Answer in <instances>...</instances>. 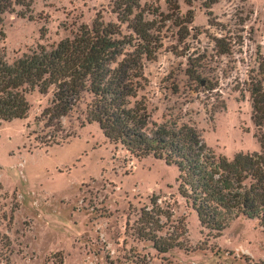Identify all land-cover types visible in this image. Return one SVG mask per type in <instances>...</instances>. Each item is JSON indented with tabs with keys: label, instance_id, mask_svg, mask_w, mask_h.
I'll return each mask as SVG.
<instances>
[{
	"label": "rangeland",
	"instance_id": "obj_1",
	"mask_svg": "<svg viewBox=\"0 0 264 264\" xmlns=\"http://www.w3.org/2000/svg\"><path fill=\"white\" fill-rule=\"evenodd\" d=\"M112 1L34 0L26 18L4 14L5 61L71 38L96 14L116 22ZM177 1L176 15L192 21L185 39L166 0H140L144 20L161 34V48L144 61L140 93L152 120L194 127L229 159L259 152L248 88L255 79L264 89V0ZM218 34L230 39L227 57L215 52ZM51 98L29 94L27 118L0 123V264H264L257 220L239 216L220 234L201 228L178 193L175 168L115 149L85 123L84 102L46 128L40 114ZM151 199L164 215L154 235L179 244L167 253L138 234Z\"/></svg>",
	"mask_w": 264,
	"mask_h": 264
},
{
	"label": "trees",
	"instance_id": "obj_2",
	"mask_svg": "<svg viewBox=\"0 0 264 264\" xmlns=\"http://www.w3.org/2000/svg\"><path fill=\"white\" fill-rule=\"evenodd\" d=\"M33 1L0 0V27L6 13L26 18ZM166 3L179 32L186 30L185 39L186 25L192 21L185 22L176 15L177 0ZM111 4L116 22H105L101 14H96L90 26L81 25L71 38L51 46L39 45L11 63L5 61L4 34L0 31V123L26 119L30 110L27 96L34 92L42 96L52 94L48 107L40 114L46 128L59 125L62 118L84 102L85 123L96 125L115 149L136 159L153 158L175 168L178 193L195 213L201 228L220 234L230 221L244 216L257 220L264 230L261 82L250 79L248 88L251 120L257 129L255 138L260 151L237 154L231 159L216 155L194 127L177 122L157 124L152 120L148 103L140 93L146 86L144 61L152 60L162 46L160 31L144 20L140 0H113ZM16 7L20 9L17 11ZM40 34L45 36L46 29H40ZM217 36L212 39L216 54L229 56L230 39ZM259 68L264 73V58ZM194 81L201 83L199 79ZM42 143L48 147L46 142ZM151 204L148 211L143 209L139 213L138 234L150 240L156 251L167 253L179 244L154 235L164 215L156 201Z\"/></svg>",
	"mask_w": 264,
	"mask_h": 264
}]
</instances>
